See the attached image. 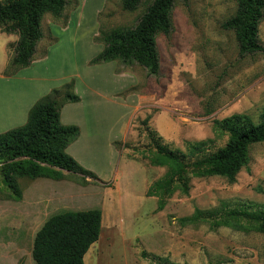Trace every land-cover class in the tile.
Instances as JSON below:
<instances>
[{"label": "rangeland", "instance_id": "1", "mask_svg": "<svg viewBox=\"0 0 264 264\" xmlns=\"http://www.w3.org/2000/svg\"><path fill=\"white\" fill-rule=\"evenodd\" d=\"M67 2L71 4L61 20L49 14L43 17L45 39L39 44L38 57L51 44L50 24L65 25L64 19L70 11L78 13L85 7V29L80 31L85 37L78 39V48L69 44L67 38L63 39V56L53 57L50 71L46 72L47 76L69 75L64 80L66 83L73 81L81 85L86 75L85 56L91 53L87 40L94 21L99 25L98 32L130 29L136 26L149 3L129 13L123 10L122 0ZM235 13L233 0L177 3L172 33L157 38L161 58L157 77L137 65L123 67L118 62L109 63L111 67L102 74L110 78L108 92L122 90L128 82L119 101L131 106L130 99L135 97L137 109L131 123L130 108H125L122 116L112 110L113 101L109 106L102 102L97 113L89 104L78 113L67 112V119L82 122L89 135L99 134L103 138L102 145L83 143L75 151L83 165L109 178L103 182H112L111 188L67 173L65 180L59 182L21 179L18 183L23 200L15 202L10 200V191L0 171V264H35L34 240L50 218L92 210L103 213V230L98 243L86 255L85 264H264V235L251 225L240 223L211 229L208 223L182 222L192 218L197 210L210 213L225 207L264 211V144L251 148L249 162L234 182L221 177L191 178L189 195L174 192L162 212L156 211L158 199L145 197L148 188L168 174V169L151 167L143 158V151L147 154L151 149L148 130L143 125L147 117L151 116L148 129L156 132L164 145L188 155L190 147L201 142L212 143L213 151L227 144V136L215 133L214 121L234 115H247L258 121L264 109V55L242 57L233 32L223 28ZM69 33H78L76 26ZM259 39L264 46V21ZM18 40V36L0 30V71L11 59ZM81 44H85V51L80 50ZM94 44L104 46L95 39ZM114 66L117 75L124 74L130 79L113 78L110 71ZM10 72L7 67L4 76ZM29 89L17 82L1 87L0 108L4 100L19 93L25 95ZM105 139L122 143L118 149L114 146L118 156H113ZM92 155L95 159L94 156L90 159ZM119 165L127 174L131 173L133 181H113ZM130 188L131 192L127 193Z\"/></svg>", "mask_w": 264, "mask_h": 264}, {"label": "trees", "instance_id": "2", "mask_svg": "<svg viewBox=\"0 0 264 264\" xmlns=\"http://www.w3.org/2000/svg\"><path fill=\"white\" fill-rule=\"evenodd\" d=\"M236 13L223 28L233 32L242 57L264 55L259 39V29L264 21V0H233ZM188 0H122L125 12H135L149 3L135 27L105 33L100 29L97 42L104 45L101 54L90 66L118 62L123 67L137 65L150 76H159L161 58L157 45L160 35L172 33V16L177 3ZM67 0H2L0 1V30L6 35H16V43L6 77H14L27 69L37 59V46L45 39L42 29L47 14L61 20L70 6ZM101 16V15H100ZM67 22V18L64 19ZM51 44L57 39L51 38ZM81 102L75 94V82L66 83L38 101L30 110L27 123L0 134L1 174L10 191V200L21 202L23 191L18 181L45 179L55 182L65 180V173L104 183L94 173L82 168L68 153V148L80 137V128L64 126L61 111L66 105ZM151 116L143 122L147 128L151 149L143 158L151 167L166 168L168 174L152 184L146 198L158 199L157 212H162L174 192L187 196L191 178L221 177L234 182L249 162L252 147L264 144V109L258 121L247 115H234L222 121H214L216 134L227 136V144L215 151L210 142L192 145L188 155L171 150L164 145L156 132L148 129ZM122 143H114L116 149ZM103 214L100 210L67 212L50 218L37 233L32 251L35 264H85L86 255L100 240ZM186 224L208 223L211 229L232 224L246 223L264 235V211L248 208L205 213L196 211L192 218L182 220ZM93 246V247H92ZM264 255V251H263Z\"/></svg>", "mask_w": 264, "mask_h": 264}, {"label": "crops", "instance_id": "3", "mask_svg": "<svg viewBox=\"0 0 264 264\" xmlns=\"http://www.w3.org/2000/svg\"><path fill=\"white\" fill-rule=\"evenodd\" d=\"M66 12L67 11H65V13ZM84 12H85V7L82 9V11L78 13L70 11L66 15L67 22L64 23L65 25H62V23L60 22L50 24V26L48 27L49 35L51 38L57 39V42L53 44L52 46L49 45L46 48L44 55H41L40 57H38V54L41 51L39 47V44L41 43L40 42L37 46V59L32 64L31 67L21 70L14 77L4 76V72L6 68L9 66L11 59L8 60V63L5 64L1 68L0 88L10 87L14 84V82H17V83L25 84L29 86L31 89H29L25 95L23 93H19L17 97L12 96L2 102L3 108H0V134H3L12 129H16V128L24 126L28 121L29 112L34 107V105L38 101H40L42 98L49 95L51 91H53L54 89L60 88L61 86H63L64 83L67 82L64 80H66L65 78L69 75L62 74L56 77L47 76L46 72L50 71L49 64L52 62L53 57H56V59H60L63 56V50H65V48L62 47L63 39L67 38L69 44L72 43L74 48H78L79 41L85 37V36L80 35V31L83 28L85 29ZM74 26H76V30L78 31V33L76 34L69 33ZM98 31H99V25L98 23L96 24V22L94 21V25L92 26V28H90L89 40H87L88 41L87 48L91 50V53L85 56L84 67H85L86 75L84 74L85 78H84V81L81 82V85L75 82V94L80 97L81 102L78 104L66 105L61 111L60 118H61V123L64 126H77L80 128V131H81L80 137L74 144H72L68 148L67 153L72 158H74L82 168L94 173L101 181H108L109 178L106 179L105 176L98 175V173L94 169L83 165V163L79 160L76 154V151H75V148L79 145H82L83 143H87L88 146L102 145L103 143L101 142V139L103 138L99 134L89 135L86 131L84 124H82V122L79 123L74 120L67 119L68 117L67 112L78 113L80 111V108H82L85 104H89L91 109L94 110L95 113H97L96 109L98 105H100L103 102L105 106H109L108 104L111 101H113L111 102V105H113L111 106L112 110L120 113V115H122V112L125 108H128V107L130 108V114L128 117L130 119L129 123H131L134 114H136L137 107L135 108L136 100L134 99L135 98L134 96L133 98L130 99L131 106L120 102L118 98L119 95H122L124 91L126 90L128 86L127 85L128 82H126L127 84L124 89L116 90L110 93L108 92V84H109L110 78L107 75L102 77V74H103V71L107 70V68H110L111 65L110 64H108L109 66H103V65L90 66L89 65L90 62L95 57H97L99 54H101L104 50V46L102 47L100 45L94 44V39L99 36ZM79 38L81 39L78 41ZM82 49L84 51L86 50L85 44L80 45V50ZM110 72L111 74H113L112 75L113 78H115L118 81H121L122 79H125V78L130 79L129 76H125L124 74L117 75L115 66L112 67ZM96 82H98V86L96 85ZM37 88H43V90L39 92ZM130 100L128 101V104L130 103ZM128 129H129V125L127 128L126 134L124 135L126 139L129 136ZM105 140H107L106 146L109 147V150L111 151L113 156L114 157L118 156V153L116 149L114 148L115 142L112 139L111 140L105 139ZM130 174L131 173L127 174L124 167L123 166L121 167V165H119V167L115 171L113 181H116V182L117 181H121V182L133 181V178L131 179ZM131 190L132 189L130 188V190H126V192L127 193L131 192ZM102 230H103V224H102Z\"/></svg>", "mask_w": 264, "mask_h": 264}, {"label": "bare ground", "instance_id": "4", "mask_svg": "<svg viewBox=\"0 0 264 264\" xmlns=\"http://www.w3.org/2000/svg\"><path fill=\"white\" fill-rule=\"evenodd\" d=\"M105 108H106V107H105ZM106 110H107V108H106ZM109 110H110V109H109ZM109 110H108V111H109ZM104 111H105V109H104ZM89 155H91V153H88V156H89ZM93 156H94V159H95V157H96L95 155L90 156V157H92V158H90V159H93ZM96 159H98V158H96ZM98 160L101 161L102 159L99 158ZM96 162H98V161H96Z\"/></svg>", "mask_w": 264, "mask_h": 264}]
</instances>
